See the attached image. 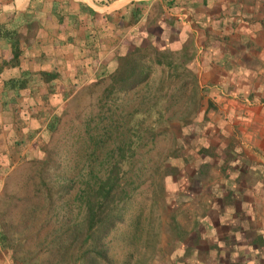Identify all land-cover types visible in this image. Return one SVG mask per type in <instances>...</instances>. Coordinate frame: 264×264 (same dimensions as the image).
<instances>
[{
  "label": "rangeland",
  "instance_id": "1",
  "mask_svg": "<svg viewBox=\"0 0 264 264\" xmlns=\"http://www.w3.org/2000/svg\"><path fill=\"white\" fill-rule=\"evenodd\" d=\"M188 18L186 14L178 15L179 21L185 23ZM160 25L156 30L161 36L168 33L166 36L171 38L167 46L163 37L148 41L153 46L148 53L151 59L145 81L125 93L114 92L105 100L101 91L106 79L82 89L83 93L77 89L59 109L51 110L59 114L54 127L41 129L34 141L21 146L13 162L4 163L0 212L10 197L13 201L5 215L18 220L25 204L17 198L31 187L30 182L25 187L22 180L27 171L41 168L39 158L48 157L50 166L58 161L64 174H76L86 169L84 162L94 142L92 138H96L92 168L98 171L105 168L116 146L131 138L132 150L122 167L133 188L122 220L104 238L108 262L100 264H241L243 249L236 240L224 238L222 229L230 227L219 219L234 212V205L226 202L234 196H223L225 185L252 177L240 172L252 165L250 161L244 163L243 156L254 150L252 138L245 143L250 135V129L245 127L250 113L240 110V101L249 105L252 102L234 89H224L217 79L204 78L197 52L202 42L198 32L193 47L188 33L172 35ZM133 33L135 43H147L145 31ZM161 51L165 55L160 54L156 60L154 54ZM103 101L104 106L100 103ZM260 113L264 115V111ZM101 127L110 132L107 139L97 136ZM131 129L138 130V135ZM36 227L27 231L30 242L25 248L39 250L43 246L37 259L46 260L49 249L40 243L41 237L46 234L49 238L60 231L50 223L41 225L40 230ZM251 234L247 231L248 236ZM258 242L264 245V230ZM256 250L264 255L263 249ZM234 256H238L237 261ZM248 258L246 264H258L252 253ZM69 263L66 256L52 264ZM0 264H16L11 248L0 245Z\"/></svg>",
  "mask_w": 264,
  "mask_h": 264
},
{
  "label": "crops",
  "instance_id": "2",
  "mask_svg": "<svg viewBox=\"0 0 264 264\" xmlns=\"http://www.w3.org/2000/svg\"><path fill=\"white\" fill-rule=\"evenodd\" d=\"M134 6L140 9L130 23ZM179 13L189 16L186 23L179 21ZM153 20L163 25L172 20L174 31L192 37L193 47L198 32L204 78L217 79L224 89H234L252 102L239 100L240 110L251 114L245 143L252 138L254 147L243 156V162L252 165L239 170L252 177L225 185L223 196L234 197L223 200L234 205V212L219 219L230 227L222 229L224 238L236 240L244 249L239 258L246 264L250 253L256 257L255 250L247 249L249 240H259L264 230V115L260 113L264 111V0H1L0 62L9 60L12 41L19 52L15 64L0 68V175L4 162L23 144L34 141L51 110L63 105L75 72L81 71L84 82L100 75L101 64L113 68L124 43L131 42V32L145 31ZM83 23L94 25L100 38H88ZM87 43L96 49L94 66L74 70L91 60ZM39 70L56 71V76L46 80Z\"/></svg>",
  "mask_w": 264,
  "mask_h": 264
},
{
  "label": "trees",
  "instance_id": "3",
  "mask_svg": "<svg viewBox=\"0 0 264 264\" xmlns=\"http://www.w3.org/2000/svg\"><path fill=\"white\" fill-rule=\"evenodd\" d=\"M139 9L140 7L134 6L131 10L130 23L135 19L134 17ZM167 22L168 24L165 23L163 25L161 23L157 24L153 20L147 24L145 27L147 43L133 44L132 40L135 34L133 32L135 30L132 31L130 35L131 42L124 43V48L121 49V53L116 57V65L108 70L105 64H101L102 71L100 75L98 76L96 73L93 78L91 77L83 82L85 79L80 77L81 71L78 70L81 67H84V70L86 68L91 69L94 66V59H96L95 47L87 43L86 45L88 46H85V48L91 52V60L80 63V66L78 64V67L74 68L78 72H75L71 77L72 79L68 82L66 91L69 94H74L77 89H80L78 91L83 93L85 91L82 89H88L91 84L106 79L107 82L101 91V97L105 100L114 92L125 93L145 81L149 73L147 62L151 59L148 53L151 46H153L151 44L152 40L163 37V44L166 45L167 39L171 38V36H166L168 33H162L161 36L160 32L156 30L158 25L161 24L160 26L164 27V30H169L172 35L178 32L174 31L176 27H174V24L171 25L172 20ZM83 26L88 38H93L94 35H98L100 38L101 33L95 29L94 25L83 23ZM114 32L118 33L117 27L114 28ZM148 41L151 43H148ZM12 43L14 45H12L11 56L9 60L0 62V68L4 64H15L17 62L19 48L16 44L17 42L12 41ZM164 52L155 53V59L158 60L157 56L160 54L165 55ZM39 72L46 80L56 76V71L39 70ZM100 103L102 106L105 105L104 101ZM58 115V113L51 114L46 121L45 130L54 127ZM137 131L136 129H131L134 135H138ZM94 133L97 135V131H94ZM109 134L110 132L107 128L101 127L97 136L103 135L102 139H107L110 136ZM92 139L94 142H91V149L88 151L84 162L85 170L80 169L76 174H64L63 170H59L58 161H54L52 163L54 165L50 166L48 164L50 162L49 158L45 157L39 158L42 162L39 170H29L25 173L24 180H22L23 184L28 187L26 184L30 182L31 187L22 192L17 198V201H24L25 204L21 208L18 220L10 215H5V210L9 208L7 207L10 204L9 202L13 201L10 197L5 199L7 203L0 212V245L4 248H11L12 258L16 261V264H52L65 259L66 256H68L70 261L69 264H100V262H108L104 238L116 223L122 220L124 206L130 198V191L133 188V186H129L132 180L127 178L126 171L122 167L131 153L132 139L129 138L126 142L118 144L112 158L107 159L105 168L98 171H94L92 168V160L95 158L92 150L95 147L96 138ZM99 141H101V137ZM126 151L128 152L126 153ZM14 158L15 156L9 159L7 164L11 163ZM167 170L164 169V171ZM74 209H76V212H72ZM54 220L59 221V223L55 224ZM44 223H50L51 226L56 227V231H60L49 238L46 234L41 237L40 243L49 249L46 251L49 252L50 257L46 260L37 259L40 254L39 250H42L43 246H40L39 250H28L25 248L30 242L27 231L33 225H37L36 229L40 230L41 225H44ZM16 232L17 235H14ZM249 241L250 245L247 246V249L251 250L253 248L256 251L254 253L255 256L259 257V251L256 249L261 248L264 250V245H260L256 238ZM47 244L50 245L48 246ZM217 258L216 261L219 260L218 256ZM233 259L237 261L238 256H234ZM257 261L258 264H264V255L257 258ZM232 262L233 264L236 263Z\"/></svg>",
  "mask_w": 264,
  "mask_h": 264
},
{
  "label": "built area",
  "instance_id": "4",
  "mask_svg": "<svg viewBox=\"0 0 264 264\" xmlns=\"http://www.w3.org/2000/svg\"><path fill=\"white\" fill-rule=\"evenodd\" d=\"M103 1H106V0H103ZM184 15V14H183Z\"/></svg>",
  "mask_w": 264,
  "mask_h": 264
}]
</instances>
